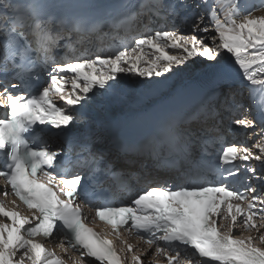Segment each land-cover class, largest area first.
Returning <instances> with one entry per match:
<instances>
[{
    "label": "snow or ice",
    "instance_id": "snow-or-ice-1",
    "mask_svg": "<svg viewBox=\"0 0 264 264\" xmlns=\"http://www.w3.org/2000/svg\"><path fill=\"white\" fill-rule=\"evenodd\" d=\"M117 7L129 11L114 15ZM161 9L182 24H145L143 34L119 36L138 16ZM106 38L119 43L92 52ZM203 61L211 92L170 114L135 149L94 151L90 130H77L94 97H124L132 86L126 77L158 91L169 74ZM236 73L250 86L254 115L236 100ZM8 76L16 82L0 79V196L15 199L11 207L0 200V264H161L160 257L164 264H264V187L250 183L264 182V15L242 0H142L138 9L108 0H0V78ZM225 121L257 138L250 146L227 144L213 164L209 147L225 140ZM57 140L68 152L53 147ZM235 161L251 174L243 191L227 183L239 175ZM160 171L172 174L160 182ZM213 172L219 183L208 180ZM133 183L148 187L120 202L117 193L131 195ZM83 206L110 231L90 227ZM37 237L58 240L67 260ZM127 237L147 248L134 251Z\"/></svg>",
    "mask_w": 264,
    "mask_h": 264
},
{
    "label": "bare ground",
    "instance_id": "bare-ground-1",
    "mask_svg": "<svg viewBox=\"0 0 264 264\" xmlns=\"http://www.w3.org/2000/svg\"><path fill=\"white\" fill-rule=\"evenodd\" d=\"M125 1H127L128 4H130V2H131V0H122L120 2L113 3V5L119 6L121 4H124ZM137 2L138 3H141L142 0H138ZM163 2L167 4V3H170L171 0H165ZM197 2H198V0H197ZM242 3H243V5H244V7L246 9L252 11V14L253 15H255V16H262V15H264V0H242ZM127 10L128 9H126V8H123L122 9L120 7H117L116 10H115V12H114V15H116V14H118V15H126L127 14L126 13ZM165 14L167 16V13L163 9H161L159 16L144 15V17L147 18V20L146 21L144 20V22H145V24H149V27L150 28H153V29H155V27H161V28L162 27H168V28H170V27H173V26H180L182 24L181 19H176L175 21H173L170 16L163 17ZM137 31L140 34V33L143 32V29L142 30H137ZM119 35H122V31H120ZM128 36H130V35H128ZM120 37L122 38L123 36H120ZM94 39H95V37H93V40ZM117 40L118 39H116V40H108L106 38L105 39V43H104V45H102V47H104L106 49V46L108 45V43L115 42ZM98 50L99 49H95V50H92V51L95 52V51H98ZM183 77H186V76L183 75ZM200 77L204 81V79L206 78L205 73L204 74L201 73L198 77L196 76V78L194 77L191 80L193 82L192 83L190 82L191 84L188 83L189 85H187V86H185L186 83L184 85H182V86L178 85V83L173 84L174 81L177 80V77H176L175 80H172V78H169L166 81V84L168 86L167 87H164L160 92H157L158 94H156V95H155L154 92L147 93L146 90L143 91L142 89L136 87V84L137 83L143 84L145 82L143 79H139V80L135 81V83L133 81L132 82V86H131V88H133L132 91H131L132 92L131 94L136 95V93H138V91H139L147 100H149V102H152L151 103L152 106H155V107H152V108H150L149 111H147V110H144L145 109V106H147V105H144V104H142V108H140V106H138V107H134V108L125 109V108H121V106H119L118 108L112 110V112L106 113L105 116H98L97 115V118H98L97 120L100 121L101 119H105L106 116L107 117H110L111 116V119H112L114 117V115H119L120 117H118V118L114 119L113 121H111L113 123H111V122L109 123L110 126H113V125H118L119 126V125L124 124V123H129V120H130L129 118L132 117V118H134L135 120L138 121L135 124L138 126V128H140L141 127V124H142L141 121L148 123V122H151L156 117H162L163 116V113H161V112L164 111V104L167 103V102H170V103H167L168 105H171V101H173V100H175V103L176 102H182V103L176 104V105L180 106L184 110H190L192 107H194L195 101L198 100L203 93H205V92H211V90H212L211 89V86L210 85H207V86H205L203 88L201 87V88L193 91L192 93L188 94V92H191L192 89L195 88L197 82L200 81L199 80ZM240 78H242V77H240ZM235 82H237L238 84H241L242 83V85H244V87H246V89L249 91V94L250 95L248 94L249 95L248 98H249L250 101L248 100V105L247 106L250 109L252 106H254V102H252L253 99L251 98L252 97V94L250 93V86H249L248 82L245 81L246 84H244L241 80H238V81H235ZM134 85H135V88H134ZM234 89L236 90L237 88H234ZM238 93H240V94H239V97H236V100H238L240 98L241 94H242L241 89H239V92ZM129 96H130V93H127L126 92V94L124 95L123 98L126 99ZM97 97H99V99L104 100L103 102L106 103L105 106H107V107H111L112 106V102L113 101L108 100L107 98L102 97V96H97ZM147 103H148V101H147ZM76 107H79V106H76ZM93 110H94V108H93ZM117 111H119V112H117ZM82 112L84 113V117H83L82 121L78 124V126H82V123H84L85 119L86 118H90L91 117V114L93 113V111L90 108H86V107L84 109H82ZM115 112H117V114ZM143 124H145V123H143ZM224 132H228V131L224 130ZM98 136H100V134H98ZM254 140H255V138L253 136H251L249 138V140H248V143L246 142V145H249L250 146ZM107 142L108 141H105L102 144H105ZM101 146H104V145H101ZM106 148H108V147L106 146ZM253 151L255 152L257 150L256 149H253ZM129 156H131V155H129ZM261 171H263V170H261ZM240 173H242V172H240ZM250 175L251 174H248L247 176H250ZM255 180H257V179H251L250 180V183H253V184L257 185V183L255 182ZM257 181L260 182V180H257ZM263 185H264V182H261L259 184L260 187L263 186ZM4 201H5L6 204H8L9 206H11V204H10L11 201H7V200H4ZM18 210L22 214L28 215L27 213H24L23 210L20 207L18 208ZM252 235L255 236L256 233L254 232V233H252ZM37 242L43 243L44 246H48L49 247V251L57 252V249H58V251H61V254H64V252H63V250L61 248L56 247V244L58 243L57 240H52V239L44 240V241L37 240ZM48 247H46V248H48ZM51 249H53V250H51ZM68 255H71V254L68 253ZM159 259L161 260V263H164L163 257H160Z\"/></svg>",
    "mask_w": 264,
    "mask_h": 264
},
{
    "label": "rangeland",
    "instance_id": "rangeland-1",
    "mask_svg": "<svg viewBox=\"0 0 264 264\" xmlns=\"http://www.w3.org/2000/svg\"><path fill=\"white\" fill-rule=\"evenodd\" d=\"M112 1V2H111ZM120 1H122V0H108V3H115V2H120ZM138 0H131V2H130V4H132V5H140V3H138L137 2ZM164 1V0H163ZM125 3H127V1H125ZM137 7V6H136ZM123 9V8H122ZM137 9V8H136ZM129 11V9L126 11V13ZM217 11L218 12H220V10H219V8H217ZM221 18H223V14L221 13ZM170 28H172V27H170ZM206 63H208L207 61H203V62H201V63H197V64H193V67H192V70L191 71H189V72H187V73H182L181 75H178V76H171L170 74H169V78H172V80H175L176 79V77H177V80H175L174 81V83L173 84H176V83H178V85H180V86H182V85H184L185 83V86H187V85H189L188 83H192L193 81H191L194 77L196 78V76L198 77L201 73L202 74H204V70H203V68H202V64H206ZM200 72V73H199ZM183 75L184 76H186V77H183ZM195 75V76H194ZM241 76H240V74L239 73H236L235 74V76H234V78H233V81H232V87L233 88H237L236 89V91L237 92H239V89H241V92H242V94H241V96H240V98L237 100L238 101V103L239 104H243L245 107H247L248 108V100H249V98H248V96L250 95L249 94V91L246 89V87H244V85H242V83L241 84H238L237 82H235V81H238V80H241L244 84H246V82L242 79V78H240ZM126 79L127 80H130L131 82H133L134 81V83H135V81H137V80H139L140 78H136V77H126ZM161 80H163L164 78L162 77V78H160ZM168 80V79H167ZM166 80V81H167ZM200 81L199 82H197V84H196V86H195V88H193L192 89V91L191 92H188V94H190V93H192L193 91H195V90H197V89H199V88H203V87H205V86H207V85H209V83H208V80H207V77L204 79V81L202 80V78L200 77V79H199ZM166 81H165V83H166ZM184 82V83H183ZM234 82V83H233ZM190 83V84H191ZM168 85L166 84V87H167ZM184 86V87H185ZM134 88H135V85H134ZM132 89L133 88H131V89H129L128 91H127V93H130V96L129 97H127L126 99H124V98H122L121 100H118V101H113L112 102V106L111 107H107V106H105V104L106 103H103V101L104 100H102V99H100V101L98 102V101H96V100H92L91 102H89V104H87V106H86V108H90L92 111H93V113L91 114V117L90 118H86L85 119V121H84V123H82V125H94L95 124V122H94V119H98L97 118V115L98 116H105L106 115V113H108V112H112V110H114V109H116V108H118L119 106H121V108H125V109H129V108H134V107H138V106H140V108H142V104H145L147 101L149 102V100H147L138 90V93H136V95H134V94H131L132 92ZM140 89H142L143 91H145L146 90V92L147 93H150V92H154L155 93V95L156 94H158L157 92H160L162 89H160V90H147V89H143V88H140ZM139 89V90H140ZM134 93V92H133ZM251 93V92H250ZM249 94V95H248ZM246 96V97H245ZM237 97H239V95H237ZM250 101V100H249ZM253 102V101H252ZM115 103V104H114ZM180 103H182V102H176V104H180ZM139 104V105H138ZM94 108V110H93V108ZM120 108V109H121ZM251 114H255L256 113V105L254 104V106H252L251 108ZM244 109L242 108L241 109V111H243ZM117 112H119V111H117ZM117 112H115V113H117ZM222 126L224 127V128H226V129H229L230 130V126L228 125V123L225 121L223 124H222ZM243 131L244 130H237V131H235V132H233V134L234 135H237V137L239 136V135H242L243 137H244V139L245 140H247V139H249L250 138V136H247V135H244L243 134ZM248 131H251V129H249ZM255 139L257 138V137H255V136H253ZM9 207H11V206H9ZM41 244H43V243H41ZM44 245V244H43ZM45 247H48V246H45ZM48 250H49V247L47 248ZM57 249V248H56ZM51 250H53V249H51ZM56 253V255H58V256H60L62 259H65V260H67V257L64 255V254H61V251H58V249H57V252H55ZM68 264H71V262L69 261L68 262Z\"/></svg>",
    "mask_w": 264,
    "mask_h": 264
},
{
    "label": "water",
    "instance_id": "water-1",
    "mask_svg": "<svg viewBox=\"0 0 264 264\" xmlns=\"http://www.w3.org/2000/svg\"><path fill=\"white\" fill-rule=\"evenodd\" d=\"M166 99V98H165ZM103 103H105V102H103ZM152 102H146L144 105H147V106H145V109L144 110H147V111H149L150 110V108H152V107H155V106H152V104H151ZM158 106V105H157ZM117 114V113H116ZM107 117V116H106ZM105 117V119H101L100 121H102V122H105L106 124H109L111 121H113L114 119H116V118H118V117H120L119 115H114V117L111 119V116L110 117H107L106 118ZM111 119V120H110ZM94 120H96V121H98L97 119H94ZM109 120V121H108ZM111 123H113V122H111Z\"/></svg>",
    "mask_w": 264,
    "mask_h": 264
}]
</instances>
